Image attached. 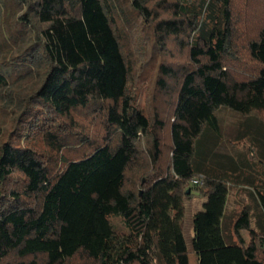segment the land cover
I'll return each mask as SVG.
<instances>
[{
    "label": "trees",
    "instance_id": "16d2710c",
    "mask_svg": "<svg viewBox=\"0 0 264 264\" xmlns=\"http://www.w3.org/2000/svg\"><path fill=\"white\" fill-rule=\"evenodd\" d=\"M123 1L0 0V23L4 5L26 8L14 22L31 41L0 62L13 117L8 134L0 123V264H190L192 189L207 197L193 217L198 264H264V0H245L253 26L235 0ZM151 65L173 90L155 109L136 96ZM222 107L243 119L230 147ZM229 186L242 206L226 235Z\"/></svg>",
    "mask_w": 264,
    "mask_h": 264
},
{
    "label": "rangeland",
    "instance_id": "374dc122",
    "mask_svg": "<svg viewBox=\"0 0 264 264\" xmlns=\"http://www.w3.org/2000/svg\"><path fill=\"white\" fill-rule=\"evenodd\" d=\"M117 6H119V8L123 6L125 10L128 9L127 3L123 0H121L119 5L117 3ZM234 8H235L236 14L239 17L244 16L243 19L246 18L247 16L249 17L250 22H251L249 23L250 26H253L254 24H258V22H260L259 17L256 15L258 14L257 12L258 9L256 10L253 9L255 10L254 12L251 10L248 13L246 12L247 5L245 3V0H235ZM25 10H26L25 7L12 6L10 3H8V6L6 7L4 5L3 15H2L1 23H0V62H5L7 58L11 56V54L21 52L31 42L28 36L27 37L19 36V33L17 31L18 25L16 24V22H14L16 17L19 14L25 12ZM131 16L132 15H130L128 11L126 14L124 12L121 13V15L119 13H116L117 23L120 24L122 29L125 26L128 27L130 25L128 20H131L130 19ZM257 17H258V20L256 19ZM122 18L124 21L122 20ZM260 18L264 19V16L262 17L260 16ZM250 29L252 30V28ZM123 35H124V38L127 44L129 36L125 34V31L123 32ZM136 36H138V38L142 37V34H140V31L136 33ZM140 46H144V39L139 40L137 46L134 49V51L138 52V54L141 57H144V53H143L144 48ZM240 50L242 53L246 52V49L244 48H240ZM177 57L182 59V56L178 55ZM37 74L38 73H34L32 77L29 76L26 78V81L22 85L23 90H27L32 85L38 83L39 76ZM144 76H145L144 78L145 83L142 86V90L136 95L139 100V103L142 106L145 105L148 108L155 109L156 106L162 107L164 105L166 97L170 98V96L172 95V92H173L172 88H169V89L167 88L166 90L165 89L162 90L160 86H158L154 82L155 70H154L153 65L148 67ZM1 102L2 101H1V96H0V123H1V120L6 121V122L4 121L5 123L4 122L1 123V125L3 126L2 127L3 130H6L5 132L8 134L9 131L12 130V127H10L12 121L10 120L13 117H12L11 111L4 109V106L1 105ZM218 116L220 119L222 131L224 134V140H223L224 144L230 147L231 146L229 143L230 139L237 142L236 144H238L239 139L237 137V131H238L239 126L240 127L242 126L241 125V122L243 120L242 115L229 108L222 107L218 110ZM80 120L82 121L81 123L84 126H86L91 121V118L81 117ZM90 124L92 125V123ZM92 126H93L95 133L102 132L101 125L98 122L93 124ZM163 138L166 144V148L169 147L170 138H169L168 130H163ZM40 141L42 142V140L36 139L37 143ZM141 145L143 148L144 146L148 147L149 142L144 141ZM40 147L41 149L43 148L45 149L44 144L40 145ZM232 149H234V147H232ZM169 157L170 156L166 155L165 160L168 161ZM130 173H131L130 177H133L134 176L133 172H130ZM229 189L230 190H229V195H228V201H227V205L225 209V214L223 216V225H224V231L226 235H230L232 233L234 219L236 218L237 213L238 211H240L241 206H242L241 198L237 193V187L229 186ZM189 193H187L184 196L185 212H184V217L182 219L181 224H182V228H183L185 238L187 241V246L189 249L190 264H198V256L195 253L193 249V245H192L193 217L197 212L202 211L204 209V203L207 200V197L199 189H192V193L191 194ZM112 221L114 224L121 227V229H125L124 224L122 223V220L120 218L113 216ZM243 235L246 237V239H249V233L246 230L243 231ZM74 264H82V262L74 260Z\"/></svg>",
    "mask_w": 264,
    "mask_h": 264
},
{
    "label": "built area",
    "instance_id": "2783aa9c",
    "mask_svg": "<svg viewBox=\"0 0 264 264\" xmlns=\"http://www.w3.org/2000/svg\"><path fill=\"white\" fill-rule=\"evenodd\" d=\"M191 182H192L193 184H197V183L200 182V179L197 178V177H194V178L191 180ZM201 182H202V181H201Z\"/></svg>",
    "mask_w": 264,
    "mask_h": 264
},
{
    "label": "water",
    "instance_id": "95a60500",
    "mask_svg": "<svg viewBox=\"0 0 264 264\" xmlns=\"http://www.w3.org/2000/svg\"><path fill=\"white\" fill-rule=\"evenodd\" d=\"M189 192V191H188Z\"/></svg>",
    "mask_w": 264,
    "mask_h": 264
}]
</instances>
